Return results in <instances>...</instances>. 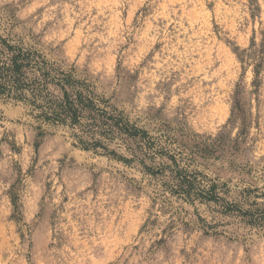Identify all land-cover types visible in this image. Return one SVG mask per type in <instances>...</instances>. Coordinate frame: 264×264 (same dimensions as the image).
I'll return each instance as SVG.
<instances>
[{
  "label": "rangeland",
  "instance_id": "1",
  "mask_svg": "<svg viewBox=\"0 0 264 264\" xmlns=\"http://www.w3.org/2000/svg\"><path fill=\"white\" fill-rule=\"evenodd\" d=\"M0 33L73 67L229 202L264 190V0H0ZM158 184L0 98V264H264V232Z\"/></svg>",
  "mask_w": 264,
  "mask_h": 264
},
{
  "label": "trees",
  "instance_id": "2",
  "mask_svg": "<svg viewBox=\"0 0 264 264\" xmlns=\"http://www.w3.org/2000/svg\"><path fill=\"white\" fill-rule=\"evenodd\" d=\"M0 98L23 106L39 124L68 130L84 150L100 148L125 164L138 162L144 172L158 181L156 197L168 204L172 200L192 206L211 203L219 214L237 217L246 226L264 232V190L244 188L239 202H229L220 195L228 191L226 183L192 168V156L161 146L158 138L130 123L95 91L92 82L78 77L73 67L67 68L47 58L41 50L3 33H0ZM37 128L39 134L45 132L40 126ZM126 142L131 144L127 145L130 157L110 148L112 144L119 147ZM194 149L200 151L197 146L191 150ZM159 157L168 162L157 160ZM198 222L206 234H216L221 225L201 216Z\"/></svg>",
  "mask_w": 264,
  "mask_h": 264
}]
</instances>
